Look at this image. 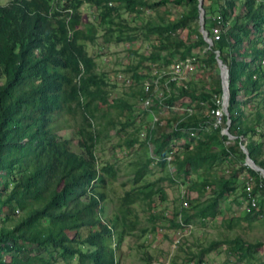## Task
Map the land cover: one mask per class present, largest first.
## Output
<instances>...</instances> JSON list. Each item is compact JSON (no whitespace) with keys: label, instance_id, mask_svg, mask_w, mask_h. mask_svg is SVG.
<instances>
[{"label":"trees","instance_id":"16d2710c","mask_svg":"<svg viewBox=\"0 0 264 264\" xmlns=\"http://www.w3.org/2000/svg\"><path fill=\"white\" fill-rule=\"evenodd\" d=\"M109 1L115 5H107ZM167 1L9 0L6 5H0V264H52L48 258L28 251L25 243L35 248H59L63 256H76L75 264H117L115 250L106 239L112 236L118 219L107 218L102 222L106 198L102 188L108 176L112 177L114 173L111 165L96 167L97 136L92 130L93 121L101 117L102 107L107 103V82L95 71L94 60L78 42L79 37L71 32L80 25L79 7L82 3H94L97 7L105 4L102 17L112 22L110 16L119 8L140 13L145 8ZM196 2L174 0L177 5L188 4V12L167 23L147 26L148 34L157 35V43L142 59L155 60L169 48L179 54V58L190 55L194 48L204 49L205 62L213 65V51L218 52L224 63L229 57V132L236 138L231 145H222L227 136L210 126L202 128L208 123L204 115L196 118L190 114L189 117L160 121L159 127L150 129L146 135L156 161L149 157L136 172L134 180L137 182L143 177L148 171V162L152 161L167 169V179L171 183L187 185L188 191H194L203 198L193 207L195 213L180 210V220L174 226L182 229L191 226L194 217L212 219L218 213L219 196L234 193V181L242 169L249 175L245 184L249 183L251 188L246 192L244 186L241 193L248 212L238 219L260 215L264 199V179L247 165L235 166L227 177L222 174L213 177V167L228 161L231 155L235 156L237 164L243 160L245 155L240 148V139H245L250 157L264 169V121L263 130L256 134L258 120L254 123L243 120L238 99L241 89L248 92L262 87L258 81L264 74V68L261 69L258 62L253 71L250 67L254 57L264 54L263 47L255 44L256 38L260 40L264 33V0L218 1L216 10L229 24L218 40L213 41L211 49L205 48L196 23L193 27L187 26L188 21L197 19ZM205 7L203 23L209 33L214 21L208 16L210 7L208 10ZM230 14H235L231 22ZM185 26L188 27L187 34L195 35L192 42L178 37L179 30ZM83 32L82 39L92 40L96 29L90 26ZM248 54L252 58H245ZM246 69L250 73L242 82L240 75ZM251 71H255L256 79H251ZM152 89L153 85H150L141 95L151 98L155 104L159 100L151 96ZM186 93L189 98L204 101L213 109L218 106L215 100L220 98L219 77L210 92L195 93L190 89ZM163 100L170 106L175 99L169 96ZM77 118L76 143L61 139L57 133L63 127L61 124L70 119L77 121ZM221 125H226L224 115ZM181 137L191 146L178 149L174 142ZM134 142L131 140L128 144ZM213 142L221 143V147L212 148ZM168 154L171 155L169 160L166 159ZM197 174L200 179L193 182L192 176ZM211 185L215 186L216 192L210 191ZM209 191L211 193L205 197ZM157 192H161L160 188L155 183H148L133 194L125 193L121 204L130 214L131 203L137 199L151 200ZM15 210L21 216L14 225L6 226L7 222L13 221ZM99 224V230L88 229L82 237L78 235L80 228H93ZM133 227L134 224L131 225ZM67 232L73 234L68 236ZM218 242L210 239L191 258L196 257L197 264H202L201 255L213 249ZM227 242L228 251L238 261L245 260L248 264L262 243L261 240L249 241L240 235L227 239ZM80 243H86L88 247L82 249ZM147 258L150 261L151 256ZM262 262L264 264V260Z\"/></svg>","mask_w":264,"mask_h":264},{"label":"rangeland","instance_id":"374dc122","mask_svg":"<svg viewBox=\"0 0 264 264\" xmlns=\"http://www.w3.org/2000/svg\"><path fill=\"white\" fill-rule=\"evenodd\" d=\"M157 1L159 0H148L151 3ZM201 1L202 8L206 6L205 10H208L207 8L210 7L208 16L215 17L218 13L216 10L218 1ZM8 2L9 0H0V5L4 6ZM109 2L107 5H115L113 1ZM103 5L97 7L94 3H82L79 7L80 25L71 34L79 37L78 42L83 44L86 54L94 60L95 71L107 82V103L102 107L101 117L93 121L92 130L97 136L96 167L99 169L111 165L114 173L112 177L108 176V181L102 188L106 194L102 222H106L107 218L118 219L112 236L106 239L115 250L117 264H150V261L152 264H197L196 257L191 258L192 254H196L198 249L206 245L210 239H216L219 242L213 249L201 255L202 264H248L245 260L238 261L236 256L228 251L227 239L236 235L249 241H262L254 252L256 258L253 257L249 264H263L264 199L260 215L252 214L251 219H238V217H245V213L248 212L245 199L241 197L246 178L249 176L245 169H242L234 181V193L219 196L218 213L212 219L192 218L190 231L184 236L180 234L183 232L182 228L174 226L176 221L180 220L179 212L182 209L190 214L195 213L193 207L203 198L194 191H188L187 185L179 182L171 183L167 179L169 176L167 169L152 161L148 162V171L143 177L134 182L136 172L150 159L149 157L156 161L150 150L152 144L146 140V135L150 129L156 128L160 121L163 123L165 119L189 117L190 114L196 118L204 115L208 123L202 125V128L210 126L219 133L222 128L221 124L214 125V117L206 102H197L189 98L186 93L190 89H194L195 93L210 92L216 84L217 76L219 77L216 64L205 62L204 49L194 48L190 53V56L194 57L195 69L188 74L186 82L183 83L186 87L171 86L168 90L165 87V79L160 73L162 70H167L172 62L179 60V54L172 52L173 49L169 48L162 51L160 57L155 60L142 59L143 56H148L153 50V45L157 43V35L148 34L147 26L177 19L181 13L188 12L189 5L186 3L177 5L174 4V0H168L164 4L145 8L140 13L119 8L117 12L111 14L112 22L102 17L105 10ZM234 18L235 14L229 15L230 22ZM195 23L197 24V19L188 21L187 26L193 27ZM90 26L96 29L94 39H82L83 31ZM187 26L179 30L178 37L186 42H192L195 35L187 34ZM256 42V46L261 47L258 43L259 37L256 38ZM244 44L246 47L247 40ZM250 57L251 55L248 54L245 58ZM226 61L228 67L230 58L228 57ZM251 61L250 70L253 71L256 61L254 59ZM260 68L263 69L264 66ZM249 73L250 71L246 69L240 75L242 82L246 81ZM137 76H139L138 79ZM150 85H153L151 96L159 100L158 103L154 104L152 101L150 104L155 105L156 109L145 105L147 96L141 95ZM180 86H183L181 90ZM259 89L247 92L243 88L238 92L243 120L248 123L258 120L256 134L263 130L264 121V87ZM169 96L175 99L170 106L162 102ZM115 100L117 102H114ZM114 103L117 104L114 105ZM257 115L260 117L256 118ZM172 123V125L175 124ZM78 124V118L77 121L70 119L69 122L62 123L63 127L57 130L59 137L71 140L73 144L76 143ZM183 139L185 138L175 140L174 143L178 149L185 145L191 146V143ZM131 140L135 142L129 145ZM234 140L227 137L222 145L229 146ZM219 147L221 143L213 142L212 148ZM241 163L245 165V157L237 164L235 156L231 155L228 161L213 167V177L218 174L227 177L234 171L235 166L238 167ZM199 179L198 174L192 176L193 182ZM148 183H155L161 192H157L151 200L137 199L131 203V213H127L121 204L123 195L133 194L139 187ZM209 188L210 191H217L215 186L211 185ZM210 191L204 196L207 197ZM20 216L21 213L15 210L12 215L13 221L5 225H14ZM231 222L232 224L229 225ZM133 224L134 227L131 228ZM100 228V224L93 228H80L78 235L82 237L88 229L99 230ZM72 234L73 232H67L68 236ZM176 238L181 239L176 241ZM79 245L82 249L88 247L86 243ZM25 247L28 251L48 258L52 264H75L77 261L76 256H63L61 249L56 247L35 248L28 243H25ZM148 255L151 256L150 261H148Z\"/></svg>","mask_w":264,"mask_h":264},{"label":"built area","instance_id":"2783aa9c","mask_svg":"<svg viewBox=\"0 0 264 264\" xmlns=\"http://www.w3.org/2000/svg\"><path fill=\"white\" fill-rule=\"evenodd\" d=\"M218 1H224V0H218ZM260 1V0H257ZM110 4V2H109ZM211 19L214 21V25L210 27V31H209V38L211 40V42L218 40V38L220 37V35L224 32V30H227L228 28V24L229 22L223 21L221 15L219 14V12L216 14V16L211 17ZM264 29V27H263ZM260 40H259V46L263 47L264 49V33L261 34L260 36ZM252 58V56L250 57ZM249 58V59H250ZM256 62H258V64L260 66H264V54L259 55L257 58H253ZM195 67H194V57L190 56V55H185V57L180 58L177 61L172 62V64L169 66V68H167V70H162V72L160 73L161 76L164 77L165 79V87L168 90L171 87V84L174 87H177L179 85H183L185 86L183 83L186 82L188 74L191 73L192 71H194ZM251 79H256V74L254 72H251ZM259 84L264 85V74L261 77V80L258 81ZM183 86H180L181 88ZM179 87V88H180ZM186 87V86H185ZM146 89H148V87H146ZM146 101L144 103H146L145 105H150L151 104V98L146 97ZM215 103L218 104V106H216L213 109H209L211 115L214 117V125H219L221 124V117L223 115V110H222V100L221 98H219L218 100H215ZM190 131H193L190 128ZM220 133H222V128L220 130ZM193 132H190V135H192ZM171 155L168 154L166 156V159H170ZM245 191L246 192H250V185L249 183L245 184ZM253 206V203H252ZM190 230V225L186 226L182 229L183 232H181L180 234L182 236L186 235ZM181 237V236H180ZM181 238H176V241L180 240Z\"/></svg>","mask_w":264,"mask_h":264},{"label":"water","instance_id":"95a60500","mask_svg":"<svg viewBox=\"0 0 264 264\" xmlns=\"http://www.w3.org/2000/svg\"><path fill=\"white\" fill-rule=\"evenodd\" d=\"M196 9H197V26L198 32L200 33L202 40L206 44V49H211V40L208 37L207 31L203 26V15L204 9L202 8V1L196 0ZM213 58L215 60V64L218 69L219 74V84H220V98L222 100V110L224 116H226V125L222 128V134L226 135L229 139H234L236 136L232 135L229 132L230 127V116L228 112V104H229V79H228V67L227 64L219 58L217 51H213ZM240 148L245 155V165L252 169V171L256 172L261 178L264 179V169L257 165V163L250 157L249 152L245 146L243 139H240Z\"/></svg>","mask_w":264,"mask_h":264},{"label":"clouds","instance_id":"9594fccd","mask_svg":"<svg viewBox=\"0 0 264 264\" xmlns=\"http://www.w3.org/2000/svg\"><path fill=\"white\" fill-rule=\"evenodd\" d=\"M205 29V28H204ZM206 30V29H205ZM207 31V30H206ZM208 33V32H207ZM208 37H209V34H208ZM213 43V42H212ZM212 43H211V46H212ZM218 53V52H217ZM220 85V84H219ZM223 115H224V113H223ZM223 128V127H222Z\"/></svg>","mask_w":264,"mask_h":264}]
</instances>
